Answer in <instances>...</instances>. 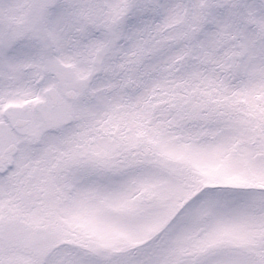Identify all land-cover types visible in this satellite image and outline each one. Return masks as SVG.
<instances>
[{
  "label": "snow or ice",
  "instance_id": "snow-or-ice-1",
  "mask_svg": "<svg viewBox=\"0 0 264 264\" xmlns=\"http://www.w3.org/2000/svg\"><path fill=\"white\" fill-rule=\"evenodd\" d=\"M0 264H264V0H0Z\"/></svg>",
  "mask_w": 264,
  "mask_h": 264
}]
</instances>
